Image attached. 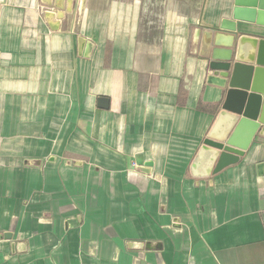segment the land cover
Here are the masks:
<instances>
[{"label": "crops", "instance_id": "crops-1", "mask_svg": "<svg viewBox=\"0 0 264 264\" xmlns=\"http://www.w3.org/2000/svg\"><path fill=\"white\" fill-rule=\"evenodd\" d=\"M234 1L0 0V264H264V138L217 173L204 143L235 126L206 83Z\"/></svg>", "mask_w": 264, "mask_h": 264}, {"label": "water", "instance_id": "water-1", "mask_svg": "<svg viewBox=\"0 0 264 264\" xmlns=\"http://www.w3.org/2000/svg\"><path fill=\"white\" fill-rule=\"evenodd\" d=\"M238 23L264 25V0H235L221 31L233 35L230 47H213L206 83L223 92L222 111L234 129L223 141H204L218 152L214 173L233 165L252 144L264 138V39L236 35Z\"/></svg>", "mask_w": 264, "mask_h": 264}, {"label": "rangeland", "instance_id": "rangeland-1", "mask_svg": "<svg viewBox=\"0 0 264 264\" xmlns=\"http://www.w3.org/2000/svg\"><path fill=\"white\" fill-rule=\"evenodd\" d=\"M208 0H144L146 8L144 19L149 22L153 17L178 16L187 20L197 18ZM149 19V20H148Z\"/></svg>", "mask_w": 264, "mask_h": 264}, {"label": "bare ground", "instance_id": "bare-ground-1", "mask_svg": "<svg viewBox=\"0 0 264 264\" xmlns=\"http://www.w3.org/2000/svg\"><path fill=\"white\" fill-rule=\"evenodd\" d=\"M229 37L218 35L217 42L222 44H229ZM221 126V123L219 124ZM214 153H212L210 150L204 149L201 154L199 155L197 162H196V169L199 170L200 168H203L208 163L211 162L213 158Z\"/></svg>", "mask_w": 264, "mask_h": 264}, {"label": "built area", "instance_id": "built-area-1", "mask_svg": "<svg viewBox=\"0 0 264 264\" xmlns=\"http://www.w3.org/2000/svg\"><path fill=\"white\" fill-rule=\"evenodd\" d=\"M262 216H263V225H264V211H263V213H262Z\"/></svg>", "mask_w": 264, "mask_h": 264}]
</instances>
